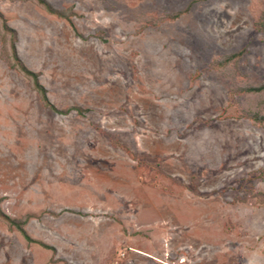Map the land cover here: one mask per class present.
<instances>
[{"label": "rangeland", "instance_id": "obj_1", "mask_svg": "<svg viewBox=\"0 0 264 264\" xmlns=\"http://www.w3.org/2000/svg\"><path fill=\"white\" fill-rule=\"evenodd\" d=\"M46 1L0 0V264H264V0Z\"/></svg>", "mask_w": 264, "mask_h": 264}, {"label": "trees", "instance_id": "obj_2", "mask_svg": "<svg viewBox=\"0 0 264 264\" xmlns=\"http://www.w3.org/2000/svg\"><path fill=\"white\" fill-rule=\"evenodd\" d=\"M41 4H43L44 6H46V8L49 10L50 13L55 14L59 17L65 18L64 15L60 12L55 11L51 5L46 1V0H38ZM13 59H14V64L11 65L12 68L17 69L19 71H21L22 73H24L26 76L30 77L34 83L35 89L42 94V96L44 97V99L46 100V102L49 103L48 97H47V93H46V89L41 85V83L39 82V76L32 72L31 70H29L20 60L18 54L16 53L15 47H13ZM52 107V109L56 112L57 109L55 107H53L52 105H50ZM16 227L25 235L26 239L28 241H31L32 239L25 233V231L23 230V228L21 227V225H16Z\"/></svg>", "mask_w": 264, "mask_h": 264}, {"label": "crops", "instance_id": "obj_3", "mask_svg": "<svg viewBox=\"0 0 264 264\" xmlns=\"http://www.w3.org/2000/svg\"><path fill=\"white\" fill-rule=\"evenodd\" d=\"M132 252L136 253V251H132ZM149 256H150V255H149Z\"/></svg>", "mask_w": 264, "mask_h": 264}]
</instances>
